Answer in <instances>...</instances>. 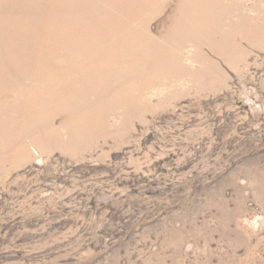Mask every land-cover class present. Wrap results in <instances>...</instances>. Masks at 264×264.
I'll return each mask as SVG.
<instances>
[{"label":"rangeland","instance_id":"1","mask_svg":"<svg viewBox=\"0 0 264 264\" xmlns=\"http://www.w3.org/2000/svg\"><path fill=\"white\" fill-rule=\"evenodd\" d=\"M32 1L74 27L71 0ZM232 3L250 40L234 55L203 48L221 79L202 78L187 45L180 77L172 61V76L146 65L110 111L99 104L69 131L57 117L61 143H0V264H264V0Z\"/></svg>","mask_w":264,"mask_h":264},{"label":"bare ground","instance_id":"2","mask_svg":"<svg viewBox=\"0 0 264 264\" xmlns=\"http://www.w3.org/2000/svg\"><path fill=\"white\" fill-rule=\"evenodd\" d=\"M232 1L71 0L80 7L69 19L74 27L63 23L56 28L50 18L55 12L51 1L36 6L32 0H0V143L16 145V152L27 151L39 137L47 140L51 135L61 143L60 131L53 127L57 117L64 116L69 131L71 120L84 125L99 104L110 111V97L136 85L146 65L159 64V71L171 76L181 69L174 59L183 63L187 45L196 50L190 62L207 71L202 78L221 79L217 67L201 59L203 48L234 55L239 38L250 40L245 23H240L243 19L231 17ZM172 3L164 29L154 32L152 22ZM53 55L65 58L60 66L51 64ZM234 59L240 61L238 56ZM178 72L176 77L182 74ZM8 76L10 84L21 89L3 94L1 86ZM3 115L9 119L1 120Z\"/></svg>","mask_w":264,"mask_h":264}]
</instances>
